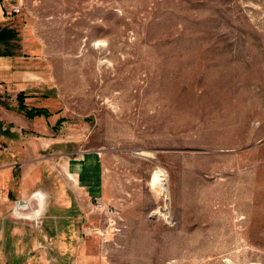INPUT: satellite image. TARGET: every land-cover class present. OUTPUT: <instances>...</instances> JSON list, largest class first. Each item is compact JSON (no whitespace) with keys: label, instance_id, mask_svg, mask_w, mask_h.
I'll list each match as a JSON object with an SVG mask.
<instances>
[{"label":"rangeland","instance_id":"rangeland-1","mask_svg":"<svg viewBox=\"0 0 264 264\" xmlns=\"http://www.w3.org/2000/svg\"><path fill=\"white\" fill-rule=\"evenodd\" d=\"M22 1L118 211L76 264H264V0Z\"/></svg>","mask_w":264,"mask_h":264},{"label":"crops","instance_id":"crops-1","mask_svg":"<svg viewBox=\"0 0 264 264\" xmlns=\"http://www.w3.org/2000/svg\"><path fill=\"white\" fill-rule=\"evenodd\" d=\"M12 4L23 1L0 0V264H76L84 229L95 231L92 200L110 204L103 157L85 148L88 127L62 97L55 60L31 17L7 15ZM18 201L34 219L14 214Z\"/></svg>","mask_w":264,"mask_h":264},{"label":"built area","instance_id":"built-area-1","mask_svg":"<svg viewBox=\"0 0 264 264\" xmlns=\"http://www.w3.org/2000/svg\"><path fill=\"white\" fill-rule=\"evenodd\" d=\"M9 1V0H6ZM23 5L18 4V5H11L10 8H6L7 10V15L8 16H15V15H20L23 13ZM4 198V193L0 190V199ZM94 209L96 212H98V216L103 219L107 220L110 224H117V214L118 211L113 205L108 204L101 198H94L92 200ZM84 232H86V229H84ZM103 234V233H101Z\"/></svg>","mask_w":264,"mask_h":264},{"label":"water","instance_id":"water-1","mask_svg":"<svg viewBox=\"0 0 264 264\" xmlns=\"http://www.w3.org/2000/svg\"><path fill=\"white\" fill-rule=\"evenodd\" d=\"M33 199H34V200H37V201H36L37 205H36V206L34 207V209H33V213L36 215V213L39 211V208H40V204H41V202H40L39 205H38L39 197L37 196V194L34 195ZM34 200H33V201H34ZM27 204H29V202H27V201H18V202L16 203V208H15V210H14V214H15V215H18V216H22V217L29 218V219H34V216H35V215H24L23 213H22V214L19 213V212H22V211H20V210H23V207H24V206H25V208H26ZM27 208H28V207H27ZM25 211H27V210H25ZM25 214H26V213H25Z\"/></svg>","mask_w":264,"mask_h":264},{"label":"bare ground","instance_id":"bare-ground-1","mask_svg":"<svg viewBox=\"0 0 264 264\" xmlns=\"http://www.w3.org/2000/svg\"><path fill=\"white\" fill-rule=\"evenodd\" d=\"M36 194L39 197V201L42 203L43 198H44L43 193L42 192H37ZM161 213L165 214V211L162 210Z\"/></svg>","mask_w":264,"mask_h":264}]
</instances>
